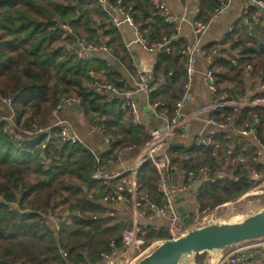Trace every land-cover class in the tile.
<instances>
[{
    "label": "trees",
    "instance_id": "obj_1",
    "mask_svg": "<svg viewBox=\"0 0 264 264\" xmlns=\"http://www.w3.org/2000/svg\"><path fill=\"white\" fill-rule=\"evenodd\" d=\"M155 1L159 0H123V7L131 9L134 24L151 43L176 35L175 24L164 22L153 6ZM197 5L194 18L202 23L218 7L216 0H198ZM254 14L260 15L259 10L249 7L245 16L233 22L231 32L226 30L217 42L201 43L199 57L204 61L211 57L207 68L216 84L214 100H264V90H257L264 81V26L248 30L244 24L253 25ZM62 25L89 43L102 42L120 68L99 56L79 59L69 53L66 49L72 39ZM186 47L187 42L178 37L170 42L168 54H155L153 76L157 81H167L151 95L150 105L159 104L156 112L167 110L172 116L183 95L186 59L181 52ZM236 49L240 50L237 55ZM247 66L252 69L250 75L244 72ZM121 70L131 77L137 73L119 30L96 0H0V95L12 99L17 123L25 117L21 129L31 125L49 129L46 136L13 142L0 124V264H102V254L124 250L122 235L130 227L129 206L120 200L127 196L126 191L119 199L116 190L127 175L115 178L104 173L101 180H92L91 175L95 157L108 168L118 161L122 150L137 151L148 138L142 124H131L130 109L122 98L89 89V84L97 81L124 91ZM61 94L77 99L86 131L95 120L103 126L104 135L111 137L108 146L102 145L98 136L77 145L60 142L51 112ZM8 115L7 109L0 110V116ZM253 116H257L256 124L251 122ZM57 118L69 122L75 131L79 128L69 108L59 110ZM208 118L218 123L227 118L233 121V129L216 138L220 144L216 157L179 138L168 151L178 168H210L208 178L198 184L200 211L240 199L251 188L245 179L250 170L264 177V166L253 163L255 151L264 147V107H245L235 112L221 109ZM245 124L254 127L258 144L253 148L246 146L245 138L234 134ZM184 156L189 157L188 161H183ZM237 157L244 162L238 163ZM137 181L151 202L162 204L150 162L139 169ZM10 204L17 208L9 210ZM118 204L123 210L114 207ZM48 215L59 218L57 232L46 223ZM192 216L183 218L185 225H191ZM147 239L167 238L161 230L150 231Z\"/></svg>",
    "mask_w": 264,
    "mask_h": 264
},
{
    "label": "built area",
    "instance_id": "obj_2",
    "mask_svg": "<svg viewBox=\"0 0 264 264\" xmlns=\"http://www.w3.org/2000/svg\"><path fill=\"white\" fill-rule=\"evenodd\" d=\"M103 13L110 19L112 25L120 30L122 26L130 27L131 41L127 42L126 48L132 49L134 46L147 51L152 54H157L159 51H164L166 54L170 52V42L177 38L178 30L185 20L179 17H175L172 11L168 8L164 0L153 2V6L159 11V15L163 18L164 22L175 24L176 35L169 39H163L156 43H151L146 39L140 29L139 25L134 24L131 16V9L127 10L123 7V0H96ZM179 2L181 0H178ZM233 0H216L218 7L215 9L213 16H211L206 23H202L196 19L191 20L190 27L194 35V43L187 45V47L181 52L185 56V72H186V83L183 86V95L176 104V108L172 116H170L167 110H161L156 112L159 107L158 103L150 105L149 101L151 95L156 91L160 84H164L163 79L156 80L153 76L152 70L149 72L137 71L134 79V87L136 92L140 93L146 104L155 112L157 118L161 121L163 128L162 130H149L141 121L140 113L137 102L134 98V92L130 91L126 85H123L124 91H120L113 85L100 84L97 81H93L89 84V89L112 98L120 97L124 100L125 105L130 109L131 113V124L133 126L143 125L144 134L147 136V141L137 150V155L133 158L130 165L127 166L123 171L112 175L113 177H120L122 174L127 176L122 179L121 185L116 190L119 199L126 191L127 196H123L120 199L123 203H126L129 208L127 211L128 219L130 220V227L124 231L123 244L124 250L113 251L111 254H102V264H137L139 260L147 256L152 248L159 243L165 241H173L187 233L186 225L184 224L183 217L180 216L177 201L178 199L187 194H192L194 199V210L191 219L192 225L195 228H201L209 225L214 221L211 215L207 211H217L227 207H232L235 202L224 203L220 206L215 207L212 210L204 209L200 211V205L197 201L198 192L195 191V187L200 181L206 180L211 173L208 166H202L196 170H185L178 168L174 165L169 156L168 151L172 146L175 138H179L184 144L193 143L194 146L203 147L210 152L211 157H216L220 144L217 141V136L221 132H226L229 129H233L232 119L227 118L224 122H216L215 120L208 118V115L216 110L221 109H232L234 112L237 109L245 107H264V100L255 99L251 102L239 99L233 100H214L217 89L214 77L211 71L206 68L202 73L205 80L206 89L210 96V102L206 103L200 108L195 110L184 112L187 102L190 99V93L193 87L194 77L197 74L196 64L199 57L201 39L208 30V28L214 24L222 15L224 11L230 6ZM249 7L261 8L260 15L254 14L252 16L253 21L257 22L259 16L264 20V2L262 0H246V4L242 6L240 10V17L247 14ZM244 24L248 30L253 29L252 25H249L246 21ZM264 26V23H263ZM61 29L72 39L70 46L67 47V51L77 58L82 59L86 55L92 54H105L106 57H111V51L103 44L94 45L89 43L85 38L75 36L72 29L67 25H62ZM232 26H230L227 32H231ZM213 51L212 54H214ZM240 50L236 49L235 54H239ZM211 57L209 56L204 62L206 67L210 62ZM109 63V62H108ZM234 64L235 61L231 60ZM245 74L250 75L252 69L250 66L245 68ZM257 90H264V81L259 84ZM248 94L251 93L249 89ZM78 103L77 99L67 94H61L58 96V103L55 109L51 112V117L56 118L54 126L58 129L59 140L62 144L77 145L81 144L82 140L80 136L75 132L71 124L67 121L60 120L57 118V112L62 109H68L76 106ZM0 105L8 110V116H0V124L2 130L7 133L12 141H21L27 138H38L40 136H46L49 129L31 125L25 129H19L21 121L16 122L14 117L13 102L11 98L0 95ZM193 121L201 122V129L196 133L194 137H189V130H184L185 125H190ZM252 124L258 122L257 116H253L251 119ZM95 120L92 125H89L86 131V138H94L98 136L101 139V144L108 146L111 137L104 135L103 126L97 125ZM234 134L242 138H250L258 144L254 127L251 124H245L239 130L234 131ZM260 151L255 153L253 158L254 164H260V157L264 151V147H261ZM131 149L122 150V154ZM189 157L184 156L183 161H188ZM238 163H243L242 157H237ZM150 162L153 166L157 176V193L162 199V204L157 205L149 200L147 195L140 191V185L137 181V173L139 169L146 163ZM42 164L45 161L41 160ZM107 164L110 165V162ZM95 170L91 175L92 180H101L106 176L105 169L106 165L101 166L99 157H95ZM261 165V164H260ZM236 179V178H235ZM234 179V180H235ZM247 184L251 186L248 192L258 190L264 186V177L260 173L252 169L245 176ZM194 191V192H193ZM1 200V197H0ZM103 202H106L104 200ZM16 204H10L9 210L16 209ZM153 218L161 219L165 226L162 229L159 225L151 224ZM45 221L50 228L57 232L59 230V218L56 216L48 215L45 216ZM164 231L166 235L165 241L160 240H148L147 236L150 231L159 232ZM65 258L66 254L62 253ZM256 260L264 264V239L256 240L249 243H243L236 247L229 249L226 252L220 253V256L216 264H253ZM83 264V263H78Z\"/></svg>",
    "mask_w": 264,
    "mask_h": 264
},
{
    "label": "crops",
    "instance_id": "obj_3",
    "mask_svg": "<svg viewBox=\"0 0 264 264\" xmlns=\"http://www.w3.org/2000/svg\"><path fill=\"white\" fill-rule=\"evenodd\" d=\"M164 1L166 5L168 6V8L172 11L175 17L182 18L186 22L178 30L177 38L179 37L181 39H184L187 42L188 46L192 45L194 43L195 38H194V35L190 27V22L191 20L195 19L194 17L198 13V5H197L198 0H181L180 2L178 0H164ZM245 4H246V0H233L230 6L226 9V11L222 13L221 17L208 28V30L202 37L201 42L210 43V42L219 41L222 38V36L225 34L226 30H228V28L232 26L233 22H235L237 19L240 18V10L242 6ZM253 23L254 24L252 26L254 28L255 26L261 27L263 26L264 20L262 17L259 16L258 21L257 22L253 21ZM119 32L126 46L127 42L131 41L132 39L130 27L122 26ZM127 50L130 52L132 56L134 66L137 71L149 72L150 70H152L153 65L155 63L156 55L149 53L147 51H143L142 49L136 46H134L132 49H127ZM99 57L107 60V62L111 64L115 63V61L108 60V58L105 55H102ZM206 68H207L206 64L204 60L202 59V57H198L197 64H196L197 74L194 77L193 87L190 93V99H189V102H187L184 112L195 110L197 108L202 107L206 103L210 102L211 99L206 89L205 80L202 75V73L206 70ZM123 80H124V85H126V87L130 91L134 92V98L137 102L139 113H140V118L142 119V121L144 122V120H146L147 116H146L145 110L148 108L151 110L152 124L154 126H157L159 119L157 118L155 112L146 104L143 96L140 93L136 92L135 87H134V79H132V77L129 76L126 72H123ZM0 110H6V109L0 105ZM73 113L76 116L75 122L78 125L86 128L87 126L82 120L81 114H78L77 112H73ZM189 126H190L189 127L190 130L188 129L189 130L188 135L189 137H194L196 133L201 129L202 125L200 121H193L192 123H190ZM81 136L80 138L83 141L84 136H82L83 138ZM245 143L248 148H253L257 144L250 138H247ZM261 149L262 148L259 147L255 152L260 151ZM136 155H137L136 150L135 151L130 150V151L124 152L123 155L119 157L118 161L115 164L105 169V173L107 174V176L108 175L112 176L116 173L123 171L124 169L127 168L128 165H130V163L132 162L133 158ZM260 164L261 166H264V151L262 152L261 157H260ZM198 186L199 185L195 187V191H197ZM178 204L180 205V208H178V211L181 217L184 218L193 213L195 204H194V199L192 197V194L181 196L177 201V205ZM235 204L240 205L239 208L238 207L236 208L238 210V215L240 216V218L246 217V216H249L255 213L261 207L259 202L255 203V202H252L251 200H239ZM186 206H190V209H188ZM114 207L116 209L118 208V211L123 210L121 207V204H118ZM151 224L159 225L162 229H164V226H165L164 222L159 218H153L151 221ZM161 243L154 246L152 248V251L156 247H158ZM219 256L220 254H209L208 256L198 260L197 263L198 264H216ZM189 264H194V263L190 262ZM253 264H261V262L256 260Z\"/></svg>",
    "mask_w": 264,
    "mask_h": 264
},
{
    "label": "water",
    "instance_id": "obj_4",
    "mask_svg": "<svg viewBox=\"0 0 264 264\" xmlns=\"http://www.w3.org/2000/svg\"><path fill=\"white\" fill-rule=\"evenodd\" d=\"M257 9L261 11V8ZM102 55L105 54L86 56L96 58ZM107 58L109 60L111 57ZM115 63L117 68H120L117 61ZM69 110L81 114V109L78 106L69 108ZM189 127V125H185L184 130L187 131ZM239 200L259 202L261 207L255 213L236 222H213L201 228L186 225L187 233L184 236L161 243L137 264H189L190 262L198 264V260L209 254H220L237 245L264 239V186L258 190L247 192L234 202Z\"/></svg>",
    "mask_w": 264,
    "mask_h": 264
},
{
    "label": "rangeland",
    "instance_id": "obj_5",
    "mask_svg": "<svg viewBox=\"0 0 264 264\" xmlns=\"http://www.w3.org/2000/svg\"><path fill=\"white\" fill-rule=\"evenodd\" d=\"M145 112H146V116L147 117H146V120H144V122L141 119L142 123L149 130H152V131L153 130H162L163 125H162L161 121L158 120V125L157 126H154L152 124L151 110L147 108L145 110ZM24 119H25V117L21 119V122H20L21 124L23 123ZM21 126L22 125H20V127H19L20 130H21ZM76 129H77L76 131L78 132L77 134L79 136H81V135L84 136V138L82 136L81 137L83 138V140H85V138H86V134H85L86 133V128L79 125V128H76ZM229 203H231V202H229ZM177 206H178V208H180V205L179 204ZM239 206L240 205L235 204L232 207H227V208H224V209H219L217 211H207V213H209V215H211L212 219L214 217V221L215 222H236L239 219L244 218V217H241L240 218V216L238 215V210L236 208L237 207L239 208ZM186 207L188 209H190V206H186ZM255 209H256V207H255ZM192 222H193V220L191 221V225H192ZM190 227H193V226H190Z\"/></svg>",
    "mask_w": 264,
    "mask_h": 264
},
{
    "label": "bare ground",
    "instance_id": "obj_6",
    "mask_svg": "<svg viewBox=\"0 0 264 264\" xmlns=\"http://www.w3.org/2000/svg\"><path fill=\"white\" fill-rule=\"evenodd\" d=\"M73 108V107H72Z\"/></svg>",
    "mask_w": 264,
    "mask_h": 264
}]
</instances>
